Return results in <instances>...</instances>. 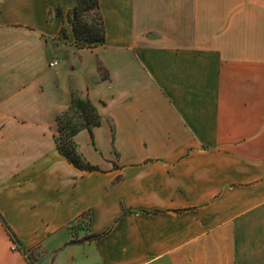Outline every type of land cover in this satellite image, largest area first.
<instances>
[{
  "label": "crops",
  "instance_id": "0c3cea01",
  "mask_svg": "<svg viewBox=\"0 0 264 264\" xmlns=\"http://www.w3.org/2000/svg\"><path fill=\"white\" fill-rule=\"evenodd\" d=\"M96 1L103 43L68 68L99 117L85 172L52 130L71 1L0 0L3 223L32 264H264V0ZM9 244L0 222V264H30Z\"/></svg>",
  "mask_w": 264,
  "mask_h": 264
},
{
  "label": "rangeland",
  "instance_id": "374dc122",
  "mask_svg": "<svg viewBox=\"0 0 264 264\" xmlns=\"http://www.w3.org/2000/svg\"><path fill=\"white\" fill-rule=\"evenodd\" d=\"M70 1H71V6L67 9V11L62 17L61 34L60 36L57 37V40L53 41V46L55 47L54 51L57 57L55 60L51 61V63L53 64L52 68L54 70L61 69L62 66L64 65L62 70L64 71L63 74L67 75V77L64 80L68 81V82L65 81V83L67 82L65 85L69 87V98L71 99L74 98L75 100L76 99L83 100L85 98L84 95H82V93H79L73 88L75 86L76 79L72 76L71 73L68 72V68L72 69L73 65L77 63V60L78 61L82 60L81 56L78 54L79 50H82V52L85 54L92 53L89 52L88 50L90 49L89 47H91L90 44L88 45V39L90 38V36L99 33L98 31L99 19H98L97 9L93 4V0H70ZM73 28H74V32H73ZM61 57L64 59L63 65L62 62L59 61V58ZM84 59L90 60L92 62L91 57L89 58L86 56ZM66 61H68L69 63L66 64ZM96 66H97L96 79H101L105 77V70L103 69V67L100 66L99 63H97ZM71 99H69V103L67 106H69ZM60 100L61 97L56 93L53 92L49 93L46 95L45 101H41L40 103H38V105H40L38 108H41L43 105V107L48 106L47 108L49 110L53 107H57L60 103ZM75 100L74 103L72 104L71 110L69 112H66L61 117V120L58 123L59 125L58 128L61 131L60 138L62 139L65 136V134H68V131L71 130V127L73 126L74 123V119L80 118L82 116L81 112L79 111L81 105L79 104V102H75ZM34 109L35 108L31 110L32 115ZM40 110L41 109H38V111H36L34 115H37V113ZM58 115H56V117ZM52 130L54 135L58 136L55 120L53 122ZM64 147L65 145L63 146V148ZM85 219L86 217H84V220ZM85 225L86 222L81 221L80 228L82 229L85 228Z\"/></svg>",
  "mask_w": 264,
  "mask_h": 264
},
{
  "label": "trees",
  "instance_id": "16d2710c",
  "mask_svg": "<svg viewBox=\"0 0 264 264\" xmlns=\"http://www.w3.org/2000/svg\"><path fill=\"white\" fill-rule=\"evenodd\" d=\"M93 4L95 6V8L97 9V13H98V19H99V33L98 34H94L92 36H90V38L88 39V45L90 44L91 47H89L90 49L101 45L103 43V26H102V21L99 15V11H98V6H97V1L93 0ZM73 32H74V28H73ZM74 98L71 99L69 106L66 108L65 111L61 112L56 118H55V122H56V126H57V133L58 136H53L54 138V143L57 149V152L63 157L65 158V160L71 164L73 167L81 170V171H85V172H93V171H97V169L94 166L89 165L88 163H86L81 156L76 152L75 150V145L72 141V137L75 133H77L80 130H87L90 131V129L92 127H96L99 124V117L97 115V112L95 110V108L87 101V99H83V100H78L76 99L75 102H79V104L81 105L80 108V112L82 114V116L80 118H76L74 119V123L73 126L71 127V130L68 131V134H65V136L62 138H60L61 136V131L58 128L59 125L58 123L61 120V117L66 113L69 112L72 108V104L74 103ZM65 145V147L63 148V146ZM0 222L3 225L5 231L7 232V235L9 238H12L16 241L15 237L12 235V233L9 231V229L6 227V225L3 223L2 219L0 218ZM17 242V241H16Z\"/></svg>",
  "mask_w": 264,
  "mask_h": 264
},
{
  "label": "built area",
  "instance_id": "2783aa9c",
  "mask_svg": "<svg viewBox=\"0 0 264 264\" xmlns=\"http://www.w3.org/2000/svg\"><path fill=\"white\" fill-rule=\"evenodd\" d=\"M53 64L51 63L50 66H52ZM10 244H9V250L13 251V252H20L23 257L27 260V262H29L30 264H32L31 260L28 257V254L23 252L19 246V244L12 238H9Z\"/></svg>",
  "mask_w": 264,
  "mask_h": 264
}]
</instances>
